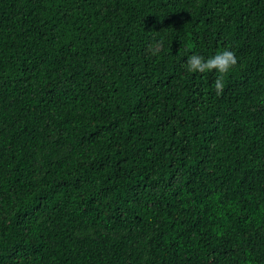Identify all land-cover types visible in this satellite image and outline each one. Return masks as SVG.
<instances>
[{"label":"trees","instance_id":"obj_1","mask_svg":"<svg viewBox=\"0 0 264 264\" xmlns=\"http://www.w3.org/2000/svg\"><path fill=\"white\" fill-rule=\"evenodd\" d=\"M0 264H264V0H0Z\"/></svg>","mask_w":264,"mask_h":264},{"label":"clouds","instance_id":"obj_2","mask_svg":"<svg viewBox=\"0 0 264 264\" xmlns=\"http://www.w3.org/2000/svg\"><path fill=\"white\" fill-rule=\"evenodd\" d=\"M237 63V57L234 51L228 47H224L211 55L204 56L197 53L189 54L185 60V70L187 72H205L215 71L216 79L213 86L219 95L224 88V77L233 69Z\"/></svg>","mask_w":264,"mask_h":264}]
</instances>
